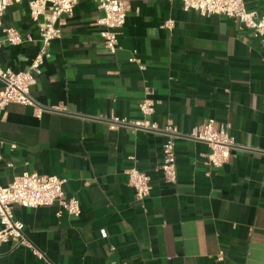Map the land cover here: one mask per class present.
Instances as JSON below:
<instances>
[{
  "label": "crops",
  "instance_id": "crops-1",
  "mask_svg": "<svg viewBox=\"0 0 264 264\" xmlns=\"http://www.w3.org/2000/svg\"><path fill=\"white\" fill-rule=\"evenodd\" d=\"M28 1L4 12V26L33 41L10 45L0 30L3 69H26L39 49ZM244 3L264 13V0ZM128 5L110 54L96 23L102 12L78 0L30 86L34 105L0 111V186L25 171L65 178V197L81 207L75 217L57 203L13 206L30 247L9 239L0 264H264V41L234 18L204 16L180 0ZM147 90L158 130L109 129L111 116L141 118ZM210 118L229 126L228 161L208 167L207 144L175 138L177 178L166 182V124L185 133ZM133 166L150 178L143 200L127 182Z\"/></svg>",
  "mask_w": 264,
  "mask_h": 264
},
{
  "label": "built area",
  "instance_id": "built-area-1",
  "mask_svg": "<svg viewBox=\"0 0 264 264\" xmlns=\"http://www.w3.org/2000/svg\"><path fill=\"white\" fill-rule=\"evenodd\" d=\"M21 0H0V30L4 34V42L10 45H19L31 42L33 38L23 34L18 29L4 26L2 18L8 6ZM183 8L193 10L204 16L221 15L234 18L244 27L252 30L254 36L264 41V13L255 9H247L244 0H180ZM97 8L102 12L96 23L101 27L100 37L104 48L115 54L118 49V34L125 23L129 5L128 0H94ZM78 0H29V14L36 23L39 32V49L31 60L29 66L20 71L3 69L0 65V79L3 88L0 91V111L4 110L10 102L34 105L30 95V86L35 82L36 76L41 74L42 66L50 58V45L54 39L61 36L63 16L71 15ZM173 21L166 20L163 27L172 30ZM2 42H0L1 46ZM143 67V66H142ZM147 90L146 97L138 103L141 118L127 120L117 116L108 119L109 129L118 126H129L138 131H157V124L150 118L154 113L156 101ZM41 110H36L39 116ZM227 124L215 125L214 119H208L199 126L193 127L189 132H180L172 123H167L163 131L167 139L162 144V163L160 170L168 183H175L177 178L176 154L174 148L175 138H189L207 144L209 150L206 154L205 165L218 168L225 164L231 153L234 141L228 133ZM3 140L0 136V147ZM15 145H11L14 148ZM2 155L0 153V160ZM11 165V164H9ZM128 184L134 190L137 200L145 199L151 190L150 178L143 171L133 166L127 170ZM65 178L53 175L38 174L35 172H22L15 176L6 186H0V245L9 239H14L19 245L30 247L23 234L24 224L16 220L13 206L19 205L27 208L49 206L57 203L61 210L71 216L78 217L81 213L80 203L75 197H65L63 185ZM221 252L216 256L217 261L223 260Z\"/></svg>",
  "mask_w": 264,
  "mask_h": 264
}]
</instances>
